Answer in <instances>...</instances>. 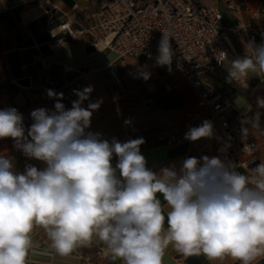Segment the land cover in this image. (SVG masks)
Instances as JSON below:
<instances>
[{
	"label": "clouds",
	"instance_id": "9594fccd",
	"mask_svg": "<svg viewBox=\"0 0 264 264\" xmlns=\"http://www.w3.org/2000/svg\"><path fill=\"white\" fill-rule=\"evenodd\" d=\"M170 38L163 32L158 65L171 64ZM257 71L264 72V43L231 61L229 79ZM92 91L91 85L73 89L77 99L66 108L64 94L48 89L54 108L32 110L27 128L18 109H0V140L11 138L25 157L46 165H26L21 173L0 155V264H27L36 226L61 257L90 246L94 237L123 264H162L169 245L185 256H230L240 264L264 255V162L242 174L218 156L187 157L179 170L153 171L141 153L143 138L109 141L86 131L102 103L91 101ZM258 105L264 108V99ZM258 121L259 114L255 126ZM213 134L205 120L184 138L194 142ZM158 194L170 209L166 216Z\"/></svg>",
	"mask_w": 264,
	"mask_h": 264
},
{
	"label": "crops",
	"instance_id": "0c3cea01",
	"mask_svg": "<svg viewBox=\"0 0 264 264\" xmlns=\"http://www.w3.org/2000/svg\"><path fill=\"white\" fill-rule=\"evenodd\" d=\"M202 5L216 3L222 10L220 25L227 29L234 24L252 23L264 25V0H231L228 9L223 0H195ZM100 0H0V109L15 107L19 112H27L40 107L54 108L55 101L49 99L47 90L63 93L61 101L71 108L77 97L73 89H83L91 85L90 99H102L98 110L93 112L90 128L86 131L100 133L104 139L113 137L120 142L143 138L141 153L147 160V167L159 172L163 167L175 165L179 170L182 161L195 149L205 148L208 157L214 156V147L219 141L220 128L211 119L207 106L198 105V91L182 75L162 69L142 57L124 56L109 49L95 50L91 38L84 34L76 39L64 38L61 47L52 51L48 46L51 32L67 19L74 27H81L96 21ZM236 49L248 44L242 31L230 33ZM264 43V36H258L251 45ZM41 57L50 64L49 76L42 71ZM227 59L204 74L205 81L215 91L228 97L230 108L226 115L233 119L237 112L246 117L245 131L258 144V156L246 167L238 171L247 174L251 168L264 162V108L258 105L264 99V72L249 73L233 88L225 81L230 63ZM120 78L115 82L109 69ZM90 71L94 81L85 73ZM149 73L145 80L142 73ZM28 79V83L20 82ZM42 88L46 96L40 97ZM86 106V105H85ZM258 107L262 111L258 126L254 125L252 113ZM205 120L213 124V137L197 141L186 140L185 133L190 127L201 125ZM129 121V123H125ZM172 131L183 136L180 142L165 144L158 139L161 130ZM0 155H6L14 163L15 170L23 173L26 165L43 169L46 165L36 159H29L11 143L10 138L0 140ZM113 166L116 159L114 158ZM163 212L170 210L162 195ZM165 227L166 221H165ZM33 248L27 264H81V256H93L98 248L106 250L102 264H123L110 254L97 238L87 247L77 248L71 255L61 257L51 246L45 230L36 226L32 232ZM162 264H240L225 256L221 260H209L203 253L185 256L169 245L164 252ZM252 264H264V255Z\"/></svg>",
	"mask_w": 264,
	"mask_h": 264
},
{
	"label": "built area",
	"instance_id": "2783aa9c",
	"mask_svg": "<svg viewBox=\"0 0 264 264\" xmlns=\"http://www.w3.org/2000/svg\"><path fill=\"white\" fill-rule=\"evenodd\" d=\"M228 9L233 8L231 0H223ZM222 10L216 3L202 5L195 0H100L96 12V21L81 27L72 26L67 19L51 32L48 46L52 51L61 47L64 38L76 39L87 34L95 50L109 49L119 57H142L162 69L179 73L199 94L197 104L207 106L211 119L220 128L219 141L213 151L214 156L231 161L238 167H246L257 159L258 144L245 131L246 117L237 112L233 119L226 113L230 103L226 94L213 90L205 81L204 74L212 72L216 66L227 59H237L248 54L249 46L258 36H264V25L246 21L224 29L220 25ZM242 31L248 44L236 49L231 41L230 33ZM169 33L173 52L170 65H158V46L163 32ZM42 61L43 74L48 77L50 64L46 57ZM111 78L120 82V78L109 69ZM90 81H94L90 71L85 73ZM225 81L233 88L240 81L230 80L229 73ZM40 97L46 96L42 88ZM24 116L25 127H30L32 120L27 112ZM262 117L260 108L255 107L252 116ZM158 139L165 144L180 142L183 136L165 129L158 133ZM13 145V141L10 138ZM205 148L195 149L187 157L200 158L207 156ZM186 157V158H187ZM106 250L98 248L94 255L81 256V264H102Z\"/></svg>",
	"mask_w": 264,
	"mask_h": 264
},
{
	"label": "water",
	"instance_id": "95a60500",
	"mask_svg": "<svg viewBox=\"0 0 264 264\" xmlns=\"http://www.w3.org/2000/svg\"><path fill=\"white\" fill-rule=\"evenodd\" d=\"M20 82H23V83L27 84L28 83V79H21Z\"/></svg>",
	"mask_w": 264,
	"mask_h": 264
},
{
	"label": "bare ground",
	"instance_id": "6f19581e",
	"mask_svg": "<svg viewBox=\"0 0 264 264\" xmlns=\"http://www.w3.org/2000/svg\"><path fill=\"white\" fill-rule=\"evenodd\" d=\"M57 29H58V28H57ZM57 29H56V30H57Z\"/></svg>",
	"mask_w": 264,
	"mask_h": 264
}]
</instances>
